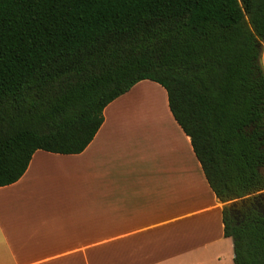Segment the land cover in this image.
I'll return each instance as SVG.
<instances>
[{
	"label": "trees",
	"instance_id": "obj_1",
	"mask_svg": "<svg viewBox=\"0 0 264 264\" xmlns=\"http://www.w3.org/2000/svg\"><path fill=\"white\" fill-rule=\"evenodd\" d=\"M264 0H0V188L80 154L142 81L167 91L225 204L234 264H264Z\"/></svg>",
	"mask_w": 264,
	"mask_h": 264
},
{
	"label": "crops",
	"instance_id": "obj_2",
	"mask_svg": "<svg viewBox=\"0 0 264 264\" xmlns=\"http://www.w3.org/2000/svg\"><path fill=\"white\" fill-rule=\"evenodd\" d=\"M149 82L105 108L85 151L39 150L0 188V264H234L225 204ZM157 116L158 134L142 127Z\"/></svg>",
	"mask_w": 264,
	"mask_h": 264
},
{
	"label": "rangeland",
	"instance_id": "obj_3",
	"mask_svg": "<svg viewBox=\"0 0 264 264\" xmlns=\"http://www.w3.org/2000/svg\"><path fill=\"white\" fill-rule=\"evenodd\" d=\"M261 62H262V65H263V68H264V43H263V53H262V58H261ZM148 84H150L149 85V87H157L158 89H160V90H162V87H159L156 83H153V82H149ZM162 93H163V97H164V91H162ZM145 102V101H144ZM146 103V102H145ZM147 103H148V101H147ZM150 104H147L146 105V107L148 108V107H150L149 106ZM161 107H162V104H161ZM128 108V107H127ZM157 123H150V122H147V121H141L142 122V124H143V128H145V129H150L151 130V132L152 131H155V134L157 133V131H159V130H161V128H163V127H166V122H163L164 120L163 119H161V118H158V116H157ZM142 120V119H141ZM158 134V133H157Z\"/></svg>",
	"mask_w": 264,
	"mask_h": 264
},
{
	"label": "flooded vegetation",
	"instance_id": "obj_4",
	"mask_svg": "<svg viewBox=\"0 0 264 264\" xmlns=\"http://www.w3.org/2000/svg\"><path fill=\"white\" fill-rule=\"evenodd\" d=\"M261 203L262 204H260L259 208L264 211V196L261 199Z\"/></svg>",
	"mask_w": 264,
	"mask_h": 264
}]
</instances>
